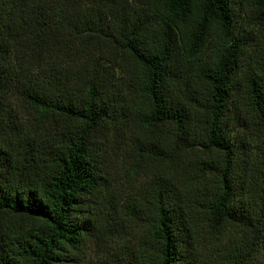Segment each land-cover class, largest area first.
<instances>
[{"label":"trees","instance_id":"trees-1","mask_svg":"<svg viewBox=\"0 0 264 264\" xmlns=\"http://www.w3.org/2000/svg\"><path fill=\"white\" fill-rule=\"evenodd\" d=\"M120 159L113 264H264V0H0V264H85Z\"/></svg>","mask_w":264,"mask_h":264},{"label":"rangeland","instance_id":"rangeland-1","mask_svg":"<svg viewBox=\"0 0 264 264\" xmlns=\"http://www.w3.org/2000/svg\"><path fill=\"white\" fill-rule=\"evenodd\" d=\"M112 170V187L116 192L112 204L116 206L117 212L107 214L106 209H103V213L99 215L94 235L87 248L85 264H113L112 255L106 252L107 246L116 248L123 243L130 245L139 232L138 224L127 214L123 203L132 202L133 190L140 184V178L128 170L126 164H122V159L114 162Z\"/></svg>","mask_w":264,"mask_h":264}]
</instances>
